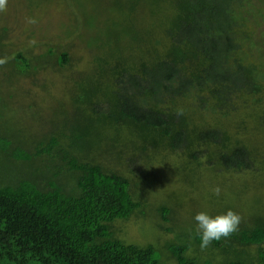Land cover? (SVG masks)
Listing matches in <instances>:
<instances>
[{
    "label": "trees",
    "instance_id": "trees-1",
    "mask_svg": "<svg viewBox=\"0 0 264 264\" xmlns=\"http://www.w3.org/2000/svg\"><path fill=\"white\" fill-rule=\"evenodd\" d=\"M98 1L99 31L79 0H59L71 30H96L102 52L89 68L72 40H49L32 63L14 59L75 81L36 130L0 139V264H165L153 245L119 238L141 220L179 234L164 239L177 264H264L261 216L201 251L196 227L177 228L180 203L154 207L137 187H153L152 175L173 185L195 184L202 171L264 176V143L249 135L264 133V67L253 59L264 9L256 0Z\"/></svg>",
    "mask_w": 264,
    "mask_h": 264
},
{
    "label": "rangeland",
    "instance_id": "rangeland-1",
    "mask_svg": "<svg viewBox=\"0 0 264 264\" xmlns=\"http://www.w3.org/2000/svg\"><path fill=\"white\" fill-rule=\"evenodd\" d=\"M79 1L83 10H87L90 22L97 26L99 31L102 22L100 13L104 8L98 0ZM253 5L257 9H264V0H256ZM260 12L261 10L259 14ZM262 12L264 14V10ZM108 14L107 12L106 16ZM29 18L36 19L38 23H27ZM62 18L59 0H7V10L0 12V59H7V63L0 66V139L4 141L21 131L29 133L36 130L37 123L57 113L59 104L64 100L65 91L75 81L74 74L69 78L67 74L53 73L54 70L49 68V65L37 71L36 66L29 67L23 61L17 63L14 59L18 53H23L24 58L32 63V60L37 58L35 55L45 54L49 40L54 43L62 41V44L72 40L78 45L77 53L84 57L81 68L83 65L89 68L98 53L102 52V49L96 47L100 46L95 41L96 30L95 35L85 38L87 35L84 31L74 27L73 34L71 27L65 25L64 20H60ZM263 21L258 20L259 30L264 33ZM77 32L83 33L82 37L75 38ZM71 33L73 35L70 39H63ZM33 39L37 43L29 46V41ZM260 44L261 50L255 51L253 59L264 67V36ZM104 48L106 52L107 46ZM34 77L37 78L36 82H33ZM247 122L249 129L254 126L250 121ZM249 132L255 142L258 143L259 140L264 143V133L255 134L251 130ZM152 176L151 181L155 178L153 187L150 182L144 180L143 183L139 180L138 189L145 193L146 201L149 199L154 207H158V203L169 206H173L175 202L180 203L177 204L180 210V224L177 228L184 231L187 230L185 225L193 228L197 226L194 218L200 211L215 217L228 208L238 213L242 221H252L253 217L258 216L264 220V176L243 175L229 178L226 175L217 176L211 171H202L196 183L190 185L183 181L181 185H173L172 181ZM216 187L221 189L219 196L212 191ZM116 222V227L127 223L120 220ZM126 229L125 237L118 235L121 240L140 247L153 245L163 263L177 264L173 261V253L168 247L170 243L164 239L176 241L179 234L174 237L172 233L165 237L166 232L157 230L155 224L145 220L135 226L127 225ZM115 231L119 232L116 229ZM209 254L210 252H206L205 257Z\"/></svg>",
    "mask_w": 264,
    "mask_h": 264
},
{
    "label": "clouds",
    "instance_id": "clouds-1",
    "mask_svg": "<svg viewBox=\"0 0 264 264\" xmlns=\"http://www.w3.org/2000/svg\"><path fill=\"white\" fill-rule=\"evenodd\" d=\"M6 10L7 0H0V12H5ZM27 23L35 25L38 21L34 18H29ZM36 43L37 41L33 39L29 41V46H34ZM6 63V58L0 59V66ZM177 115H183V110L178 109ZM212 191L216 196H219L221 189L216 187ZM194 219L197 225L196 233L200 237L199 246L201 251L210 247L214 241L219 242L221 239L230 238L239 231L242 222V217L231 210L227 211L225 214L216 215L215 217L210 216L207 212H199Z\"/></svg>",
    "mask_w": 264,
    "mask_h": 264
}]
</instances>
